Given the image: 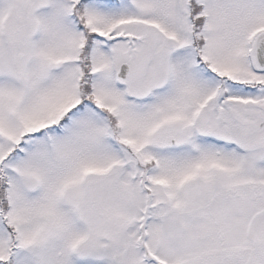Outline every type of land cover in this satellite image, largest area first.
Instances as JSON below:
<instances>
[{
    "label": "snow or ice",
    "instance_id": "snow-or-ice-1",
    "mask_svg": "<svg viewBox=\"0 0 264 264\" xmlns=\"http://www.w3.org/2000/svg\"><path fill=\"white\" fill-rule=\"evenodd\" d=\"M0 264H264V0H0Z\"/></svg>",
    "mask_w": 264,
    "mask_h": 264
}]
</instances>
